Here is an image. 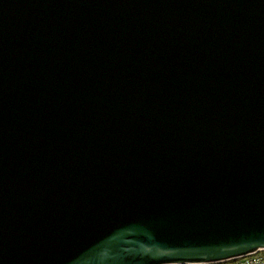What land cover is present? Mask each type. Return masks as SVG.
I'll use <instances>...</instances> for the list:
<instances>
[{
	"label": "water",
	"instance_id": "water-1",
	"mask_svg": "<svg viewBox=\"0 0 264 264\" xmlns=\"http://www.w3.org/2000/svg\"><path fill=\"white\" fill-rule=\"evenodd\" d=\"M259 248L264 0H0V264Z\"/></svg>",
	"mask_w": 264,
	"mask_h": 264
},
{
	"label": "built area",
	"instance_id": "built-area-1",
	"mask_svg": "<svg viewBox=\"0 0 264 264\" xmlns=\"http://www.w3.org/2000/svg\"><path fill=\"white\" fill-rule=\"evenodd\" d=\"M189 264H264V248H259L246 254L226 259Z\"/></svg>",
	"mask_w": 264,
	"mask_h": 264
}]
</instances>
